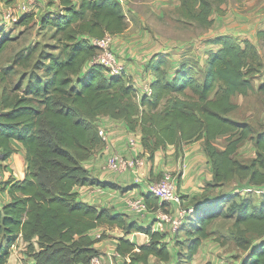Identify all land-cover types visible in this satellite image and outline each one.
<instances>
[{
    "label": "trees",
    "instance_id": "1",
    "mask_svg": "<svg viewBox=\"0 0 264 264\" xmlns=\"http://www.w3.org/2000/svg\"><path fill=\"white\" fill-rule=\"evenodd\" d=\"M225 1L182 0L180 19L209 26L212 13L223 11ZM13 22L50 28L57 43L39 51L37 44L22 48L4 65L1 59L12 37L0 25V167L17 152L16 142L25 149L24 177L0 181L11 196L0 206V264L8 262L19 238L36 264H94L102 253L96 243L108 236L90 234L99 226L122 229L117 244L122 264H149L152 257L171 261L165 232L113 207L87 202L76 190L98 182L84 162L104 143L100 118L105 115L140 130L141 144L151 157L159 148L174 146L181 153L187 143L203 140L213 167L209 184L221 191L192 202L196 216L178 228L187 237L176 245L186 244L187 258L193 259L211 235L213 218L233 217L231 235L245 252L238 264H264V193L256 201L233 200L224 209L238 191L222 189L236 180L264 186V129L256 131L251 122L230 116L240 107L236 96H264L260 48L254 42L229 33L216 35L212 41L220 46L209 51L202 70L190 60L172 73L169 53L157 54L151 93H139L132 77L113 74L93 60L99 50L94 39L128 27L122 0H58L39 15L24 12ZM259 35L264 38V30ZM222 136L226 143L221 146ZM245 141L255 145L250 161L237 157ZM143 196L148 210L172 204L160 202L150 191ZM133 231L148 234L150 241L139 244L126 236Z\"/></svg>",
    "mask_w": 264,
    "mask_h": 264
},
{
    "label": "crops",
    "instance_id": "2",
    "mask_svg": "<svg viewBox=\"0 0 264 264\" xmlns=\"http://www.w3.org/2000/svg\"><path fill=\"white\" fill-rule=\"evenodd\" d=\"M12 1L0 0V8H6ZM39 1L42 3L43 8L39 6L35 9L37 15L48 8L54 7L58 2V0ZM122 1L129 6L131 16L133 17H130L127 13L128 27L123 32L114 36L113 46L118 54L123 73L132 77L139 93H143L144 88L147 85H151V82L155 78L153 65L156 60V55L163 53L162 51L169 53L166 47L169 46L170 41H167L168 38L162 34L159 35L147 28H143V26L147 25L148 19L144 9L141 10L134 8L133 5L130 6V3L135 0ZM46 2H49L50 5L46 4ZM160 2H156V4L159 5ZM181 3L182 0H169V2L164 1L160 9L158 8L159 11L155 10L153 6L151 8L160 18V16H165V10H171L172 8L179 13ZM148 7L150 8L149 5ZM221 8L223 11L218 12L217 10L212 13L213 23L211 25H200L201 31L192 34L189 39L181 44L185 45V49L186 46L193 45L189 50L194 49L192 51L196 52V55H189L190 53H183V55L169 53L173 63L172 73L184 61L195 60L200 62L203 59L201 57L203 53L207 58L209 51L217 49L220 46V44L212 41L218 34L229 33L240 38L247 37L260 48V56H262L264 38L260 37L259 32L264 30V0H226L221 4ZM262 70L264 71V69ZM139 81L140 83L136 84ZM239 96L241 98L238 102L241 105L244 95ZM261 116L263 119L264 114ZM100 128L107 131L108 139L104 140L103 145L84 162L92 175L98 179V182L76 186L80 198L99 206H109L115 208L117 211L128 213L143 225L152 224L154 229L166 233L168 245H176L177 239H185L187 237L186 230H180L179 234L178 231H175L173 236H171L173 230L172 219L178 216L175 204H170L168 208L158 207L153 209L150 207L145 215H141L133 209L131 201L145 195L149 191L148 184L158 182L167 172L174 176L176 189L188 203L192 204L193 201L199 198L200 201L198 202H202L204 199L203 196L211 197L214 195L210 193L213 189L217 190L218 193L219 188L209 184L213 180V167L206 152L205 142L203 140H195L187 143L181 153H178L174 146H168L165 149L159 148L154 156L151 157L150 153L145 151L143 146L132 147L129 144L128 140L131 134L136 133L141 136V133L140 130L134 131L130 129L124 120L105 115L100 118ZM15 144L18 149L17 152L3 162L4 164L9 163L8 167L12 165L17 171L20 170V175L17 177L20 179L25 175V149L22 143L16 142ZM114 150L120 151L125 155L141 154L144 159L142 169L145 175V179L142 182H136L133 179L132 173L129 171L119 173L111 171L107 167V156ZM6 172L8 173L7 170ZM237 182L239 181H233L231 185L237 184ZM243 183L244 185L247 184V182ZM9 189V186L7 188L4 186L0 188V206L11 199ZM207 190L211 191L207 193ZM211 223L208 228L212 233L213 230L210 229ZM183 231L186 232V237L180 236V233ZM104 232H107L109 235L96 243L97 247L102 251L96 264H122L124 257L117 252L118 237L124 234L122 229L119 227L110 228L107 226H99L92 229L90 234L96 238ZM211 235H214V233ZM126 236L139 244L150 241V236L140 231H133L126 234ZM209 238L210 236L203 239L200 247L201 251L205 243H212L211 241H206ZM106 240L111 241L106 242ZM19 242L22 245H16L14 252L6 264H36V261L26 251L27 245L24 239L19 238ZM213 244L215 246L218 245V243ZM244 254L245 252L242 250V256ZM209 256L207 258H213L214 255L212 256L210 253ZM155 260L156 258L152 257L150 262ZM213 260L216 264H228L227 259L225 260L223 257H215ZM237 261L238 263L240 262V260Z\"/></svg>",
    "mask_w": 264,
    "mask_h": 264
},
{
    "label": "rangeland",
    "instance_id": "3",
    "mask_svg": "<svg viewBox=\"0 0 264 264\" xmlns=\"http://www.w3.org/2000/svg\"><path fill=\"white\" fill-rule=\"evenodd\" d=\"M21 1L23 0H13L11 3H9L10 5L7 6L6 8L4 9L0 8V25H4L5 27H7L8 32H10L11 37H12L10 39L9 46L7 47L1 59V63L4 65L10 63L12 56L22 48L37 44L38 51H39V49L45 44H56L57 43L56 39L53 37L54 31L52 29L50 28L41 29L38 26L31 25V24L30 25H18L13 22V20L11 19V16L6 15L10 11L11 8H14L15 5H17ZM30 1L32 2V0ZM159 1H161L159 5L156 4V2H159ZM164 1L169 2V0H135L132 3H130V6L133 5L134 8H138L141 10L144 9L145 15L148 19V23L147 25L143 26V28H147L148 30L152 32H156L159 35L162 34L164 37L168 38L167 41H170V42H169V46L166 47V50L170 54L175 53V54L183 55V53H190L189 55H196V52L192 51L194 49L189 50L191 49L193 45H188L186 46V49H185L184 48L185 45H181V44H183L187 39H189L192 34L200 32L201 26L200 25L198 26L197 23H191L190 21L185 22L184 20L180 19L181 16L179 15L178 11L173 10V8L171 10H165V16L163 17L160 16L159 18V16H157V14L151 8V6H153L155 10L159 11L160 6L163 5ZM41 4L42 3H40L39 0H34L33 3L30 5L32 11L35 12V9L37 7L39 6L42 7ZM46 4L49 5L50 3L46 2ZM148 5L150 6V8L148 7ZM124 7L128 15L130 17H133L131 16L129 6L124 4ZM162 52L164 53V51ZM201 57L203 58L202 61L199 60L200 62L198 61L197 62L199 63V67L202 70L203 66L205 65V60H206L204 53L203 55H201ZM260 61L262 64L261 69H264V48H263L262 56H260ZM17 77H19V75ZM255 82L259 83V80ZM139 83L140 81L136 82V84H139ZM240 98L241 96L238 95L235 97V100L239 101ZM230 114L232 118H236L240 120H247L251 122L253 126L255 127L256 131L264 129V118L262 119V116H261L262 114H264V96L261 93H257V92L252 93L249 96H244L240 107L236 109L235 111L231 112ZM130 137H135L139 139L141 136L139 134L133 133L131 134ZM219 143L221 144V146L224 145L226 143L225 137L223 136L220 137ZM255 152L256 150H255V145L253 141H245L244 145L243 146L241 145V148L238 150L237 157L244 159L245 161H250L254 157ZM3 165L4 164H2V166ZM5 165L7 166H3V169L8 171V173H6L7 175L6 179H9L10 177H14L18 179L17 177L20 175V170L17 171L12 165L8 167L9 163H6ZM243 182H247V180H242L241 182L239 181L237 182V184H234V185L233 184L231 185L230 183L228 184L226 188H222L223 190L227 189L226 192L227 191H237L238 189H242V191L232 193L233 197L232 199L230 198L229 201L227 200V202H225L223 206L224 209H227L233 200H242L243 198H251L256 201L258 195L256 193H248L247 191H245L244 187L246 185L244 186ZM1 187L2 186H0V188ZM218 190H220V188ZM207 191H208L207 193H209L211 190H207ZM210 193L216 194L217 190L213 189ZM188 206L195 207V205L191 203H189L187 207ZM195 216H194V213H192L186 219H188L187 221H189V219H194L193 217ZM233 223H234L233 217H226V216L220 215V216H217L216 218H213V221L210 225V229L213 230L211 234L214 233L215 236L210 235V238L206 240V241H211L212 243L211 244L205 243L204 247H202L203 248L202 251L199 250L193 259L187 258V254H186L187 245L186 244L170 245V249L172 252V259L170 262L163 263L159 261L158 259H156L155 261H152L149 264H214L215 262L213 259L215 257H223L225 258V260L227 259L228 264H236L238 263L237 260H240L242 258V249H240L237 246L236 241L231 235L230 229L233 226ZM173 230H172L171 236H173L175 231H178V234H179L180 230L178 229L174 231ZM180 236L186 237V232L183 231L182 233H180ZM110 241L111 240H106V242H110ZM213 243H218V245L220 244L219 245L220 247L218 245L215 246V244ZM16 245H22L19 242V239L13 245L12 253L14 252ZM210 253L212 254V256L214 255L213 258L212 257L207 258V257H210L209 256Z\"/></svg>",
    "mask_w": 264,
    "mask_h": 264
},
{
    "label": "built area",
    "instance_id": "4",
    "mask_svg": "<svg viewBox=\"0 0 264 264\" xmlns=\"http://www.w3.org/2000/svg\"><path fill=\"white\" fill-rule=\"evenodd\" d=\"M33 1L34 0H32V2L30 0L21 1L15 5L14 8H11L6 15L11 16L13 21H17L22 13L32 11L30 5L33 3ZM113 38L114 35L106 34L102 38H96L93 40V42L99 46V50L94 56L93 60L105 64L113 74L122 73V65L119 63V57L116 55V51H114ZM144 91L151 93L150 85H147L144 88ZM100 134L103 140L108 139V133L105 129L100 128ZM128 142L132 147L142 146L140 138L138 139L135 137H130ZM143 162L144 159L140 153L125 155L117 150L111 151L106 159L107 167L111 171L119 173L129 171L132 173L133 179L138 183L145 179L144 171L142 169ZM6 173V170L0 167V181L6 179ZM148 189L159 199L160 202L178 204V216L172 219V226L174 230H177L179 226L185 222L187 216L194 213L193 206H183L181 195L176 189V180L171 173H165L158 182L149 183ZM244 190L248 193H256L257 195H261L264 193V186L249 185L244 187ZM237 191H242V189H238ZM131 205L133 209L141 215H145L148 211V205L144 196H140L132 200ZM98 258L99 257H96L94 259V264H96Z\"/></svg>",
    "mask_w": 264,
    "mask_h": 264
}]
</instances>
